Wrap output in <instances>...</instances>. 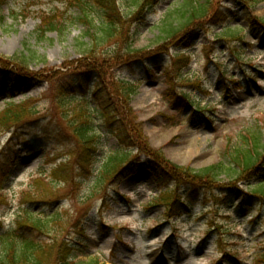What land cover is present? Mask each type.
<instances>
[{
    "label": "rangeland",
    "instance_id": "rangeland-1",
    "mask_svg": "<svg viewBox=\"0 0 264 264\" xmlns=\"http://www.w3.org/2000/svg\"><path fill=\"white\" fill-rule=\"evenodd\" d=\"M116 1L130 13L132 0ZM175 2L159 0L133 22L135 52L114 58L110 46L82 55L91 41L74 8L63 35L36 36L38 12L61 11L63 0L0 2V115L24 111L0 126V235L22 232L26 211L57 213L70 223L78 264H264V199L248 192L264 171L195 178L253 136L264 147V0H216L220 15L180 42L187 46L181 71L173 46L152 45L154 24ZM121 79L138 83L127 104L113 87ZM76 101L109 116L95 120L93 151L68 128ZM195 102L213 112H195ZM116 148L130 152L125 172L102 194H89ZM62 163L71 171L67 182L50 176ZM165 189L177 190L170 212L155 201Z\"/></svg>",
    "mask_w": 264,
    "mask_h": 264
},
{
    "label": "trees",
    "instance_id": "trees-1",
    "mask_svg": "<svg viewBox=\"0 0 264 264\" xmlns=\"http://www.w3.org/2000/svg\"><path fill=\"white\" fill-rule=\"evenodd\" d=\"M158 2L159 0H132L131 11L129 14H125L120 11V5L116 0H63L64 8L61 11L55 8L50 11L38 12L39 23L36 25L35 34L39 39L44 38L46 33L52 31L59 36L63 35L67 12L74 8L78 11V20L86 26L85 36H89L91 41L90 47L82 51L84 57L95 55L98 47L105 46L111 47L106 50L109 58L129 57L128 55L135 52L133 48L135 44L134 34L131 32L133 22L137 23L140 16L147 14V11L153 9ZM215 8L216 0H177L154 24L157 33L152 40V45H157L159 50L173 46L176 50L175 66L178 67V71H181L186 65L187 57L185 56L187 55L184 54L187 46H180V42L188 38L196 26L204 24L205 21H213L220 15L218 9ZM258 23L264 28L262 19H258ZM204 25L207 26V24ZM226 27L223 26V31L227 29ZM231 34L233 33H226L230 36ZM121 52L125 54H121ZM7 59L13 63L16 61L20 64L25 63L19 62L13 57ZM146 72H150L147 67ZM0 80L3 83L4 78ZM16 87L13 85V89ZM113 87L127 104L130 97L136 94L138 83L121 79L116 80ZM60 95L67 97L68 94L60 93ZM185 98L189 100V98ZM73 100L75 97L70 95V102L67 103L69 108H72ZM76 104L77 109L74 108V111L69 109L68 128L72 136L83 145V149L93 151V147L98 144L96 138L99 136L96 131L95 120H100L102 115V119L108 121L109 116L106 117L105 113L101 114L99 108L91 106L88 102L80 104L76 101ZM20 107L16 109L15 113L6 108L0 115V126H3L7 121L17 123L24 112ZM193 108L195 112L199 113L206 112L209 107L195 102ZM208 110L213 112L210 108ZM119 133L121 132L119 131ZM251 140L252 143L250 145L245 144V148H232L228 152L226 161L206 166L196 172L195 178L211 181L225 175L228 179H233L240 174L250 173L253 168L264 171V159L258 161L264 147L259 151L257 144L260 139L258 136H253ZM88 157L90 154L83 156L80 162L82 164L88 163ZM130 160L129 151L122 148L114 149L102 161L97 180L89 194H102L107 184L114 183L125 172V166ZM50 176L63 182L71 180L69 164L62 163L56 166L50 172ZM176 192V189L159 190L155 201L166 207L167 212H170L172 210L171 200L176 197ZM248 192L253 198L264 199V179L249 183ZM168 215L170 216V214ZM53 225H55V229ZM69 225L70 223L66 224L57 213L47 216H34L31 211H26L22 221L18 223V229H21L22 232L11 231L5 235H0V244L3 247V258L0 260V264H78L72 259L74 247L68 240ZM53 231L55 233L51 235Z\"/></svg>",
    "mask_w": 264,
    "mask_h": 264
}]
</instances>
